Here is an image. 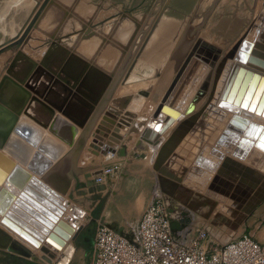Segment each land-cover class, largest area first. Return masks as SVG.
Wrapping results in <instances>:
<instances>
[{
    "label": "rangeland",
    "instance_id": "rangeland-1",
    "mask_svg": "<svg viewBox=\"0 0 264 264\" xmlns=\"http://www.w3.org/2000/svg\"><path fill=\"white\" fill-rule=\"evenodd\" d=\"M46 1L35 0L34 9L31 11L30 16L35 14ZM54 1L48 0L45 9L47 10L48 7L55 5ZM198 1H201V5L192 13L189 7H193ZM20 2L21 0H16V3ZM76 2L78 3V1ZM258 2V0H80L82 7L80 15L74 14L72 5L69 2L70 4L65 3L64 8L60 11L62 14L65 11V22L67 24L72 23V28L69 31L68 27L70 26H67L64 34L65 39L62 40L60 37L59 40L47 38L44 36V32H41L40 21L35 22L23 43V49L42 66L50 69L63 81L67 82L71 88L83 94L93 103L103 94L99 102L96 103L97 110L89 123V126L93 127L90 136H88L87 145L86 142L82 145V150L75 156L71 167L68 170L60 171L61 174L56 178L60 190L61 188L63 190L62 186L65 188V197L70 210L64 203L45 195L47 193L42 190L45 195L42 196L44 198L43 208L51 216L57 218V225L58 222L63 224L59 225L60 233H55L58 241H54L53 244H49L46 235L41 232L36 233L37 235L32 233L33 236H28L30 240V243H28L40 247L38 249L40 256L45 261L48 260L50 254L61 256L65 251L64 248L70 245L75 249V254L69 264H90L94 257L90 243H93L99 226L106 224L119 231H126L130 223L141 217L151 203L154 191L158 188L157 172L152 168L155 149L150 148L138 138L145 123L150 119L152 110L159 106L161 97L158 96V90L161 93L167 84L171 82L169 77L172 78V75L181 67L191 49L194 48L197 39L219 44L224 49L236 40L240 34L247 31L252 33L256 25L264 28L263 12L256 10ZM160 14L165 16H159ZM184 14L190 17L187 16L186 20L179 19L178 16ZM188 20L189 27L183 34V31H181L182 26ZM31 21L32 18L29 23ZM29 23L24 24L19 34ZM122 26L128 27L129 30L124 51L116 56V60L106 58L103 50L98 56V53L92 49L93 43L91 41L96 40L97 37L99 38L107 30H116ZM153 26H156V28ZM153 29L154 32L146 46L147 49H144L139 57L141 61L139 60L136 64L140 51L146 42L145 40L149 38ZM7 31L9 32V30ZM18 35L6 34V37H4L6 39L0 43V46ZM0 38H2L1 35ZM110 38L113 37L109 32L103 36V40ZM177 38L179 42L170 59L168 58L164 64L165 66L163 65L161 75L155 83L156 77L154 75L159 72L158 69L163 67V59L167 57ZM222 42L224 43L222 44ZM12 55L11 51L0 55V79L5 71L3 69ZM134 62L136 64L135 72L142 74V77L148 83L147 85L145 81H141L140 87L137 89L134 88L136 83L124 84L126 74L131 72L130 69ZM140 64L144 67L143 69H137ZM123 77L124 79H122ZM129 85H132L137 91L142 89L143 91L138 92L146 96H150L147 90L151 92L156 90L154 93L158 95L154 94L149 100L150 102L143 103L140 107H130L129 103L127 106L121 105L120 102L114 104L116 97V99H124V92L126 88H129ZM114 86L118 88L113 91ZM105 105L108 108L100 118L99 114H101ZM127 111L135 115L134 120L124 118V113ZM137 118L143 120L139 119L138 121ZM98 119L101 120L99 125L100 120ZM131 124L135 126L129 127ZM95 134L101 139L99 141L100 146L108 136H116L121 148H125L122 150H126L127 162L122 159L121 155L108 159L104 156V151L102 155L95 156L91 145L92 137ZM212 143L207 145L215 147V141ZM242 150L244 152L248 151L247 154H250L251 162H254L255 165L252 166L254 172L261 176L256 177L245 170L239 172V169L232 163H227L226 170L227 172L229 170L230 172L233 171L232 174L245 179L248 185H242L240 187L242 191L246 190V186L248 188L246 192L253 187L254 191H257V188L264 187V160L257 156V151L251 152L243 148ZM110 165L114 167V173L102 175L103 169ZM246 165L248 166V164ZM115 167L117 168L115 169ZM209 173L211 174V171ZM209 173L208 176L205 175L202 182L208 181L210 178ZM98 178H102V181ZM197 185L198 182L191 184L193 188ZM253 193L255 194V192ZM197 198L200 200L198 196ZM198 199H195L194 203L198 204V211L202 216L196 217V222L203 227L207 223H212L211 226L209 225L211 231L207 232L204 240L201 241L202 246L207 249H216L243 234L251 235L258 242L264 243V201L250 215L240 214L234 216L223 212L222 217L219 215L214 217L211 214L206 219V215L203 214H206L210 207L203 208L199 206L201 201ZM190 202H193V199ZM177 205L184 206L181 201H178ZM76 218L81 221L77 233L70 225L72 221L77 223ZM64 222L72 228L71 233L70 229L67 226L65 227ZM35 224L38 227V224ZM88 228L93 229L94 234L92 241L87 242L84 233ZM63 233L68 234L67 239L62 237L61 234ZM75 233L77 236H75L74 241H71V237ZM44 238L46 239L44 240ZM60 242L62 244H59ZM41 248L44 249V253L41 252Z\"/></svg>",
    "mask_w": 264,
    "mask_h": 264
},
{
    "label": "bare ground",
    "instance_id": "bare-ground-1",
    "mask_svg": "<svg viewBox=\"0 0 264 264\" xmlns=\"http://www.w3.org/2000/svg\"><path fill=\"white\" fill-rule=\"evenodd\" d=\"M258 1L259 2L256 4V8H257L256 10L257 11L260 10L261 12H263L262 14L264 15V0H258ZM159 16H165V15L160 14ZM32 22H33V20L30 22V24H28L22 30V32L18 36H16L15 38H13L11 40H8L7 42H5L4 44H2L0 46V51H3L2 53H0V55H2L5 52H8V51H11L13 53L11 59L8 61L7 65L3 69V70H5L4 72L7 73L9 71L8 68H9L10 64L12 63V61L16 58V56L18 54H20L21 56H20L19 60L15 63L14 69L11 70V75L19 81H24V82L28 81L29 84L32 86V89L35 92H37L39 96H42L41 94L44 91V89H46L48 87L47 84L49 82L48 76L46 73L49 74V73H53V72L50 69H46L36 59H34L29 53H27L25 50H23L24 44H22V42H23V40L27 39L29 33L31 32V29L35 25ZM31 24H33V25H31ZM188 25H189V20L186 21L185 24L182 26L181 31H183V34H184V31L187 29V27H189ZM30 26H32V27L30 28ZM126 26H122L120 28H117L118 30L117 29L116 30L111 29L109 31L107 30L106 33L102 32L104 35H106L109 32L110 35H112V37H113V38H110L112 40H110V39L103 40L104 35L101 34L99 36V38L97 37L96 40L94 39V41H91V43H93L92 49L98 53V56L100 55V53L103 50L106 54V58L111 59V60L115 59L118 54H121V52L124 51L125 45L127 43L126 39L128 38L127 33L129 30H128V27H126ZM154 28H156V26ZM167 28H168V26L166 27V29ZM26 30H30L29 33H27ZM169 30H171V29H169ZM153 32H154V29L151 31L149 38L145 40L146 42L144 43V45L140 51V54L136 60V64L140 60L139 59L140 55L144 52V49L148 45L149 39L151 38V35L153 34ZM212 33H214V32H212ZM181 35H182V33H181ZM23 38H25V39H23ZM262 39L264 40V28L260 25H256L254 27V29L252 30V33L251 32L249 33V31H247L245 33L240 34L236 38V40L231 42L229 44V46L227 48H224V49H222L223 47H221V45L215 44L214 42H213L214 44H212V43L207 42L206 40L197 39V41L194 45V48L191 49V51L189 52V54L185 58L184 62L181 64V67L178 69V71L174 75L170 74V75H172V78H170L168 76L169 79L171 80V82L169 84H167L164 91H162L160 93L158 90V94H159L158 95V94L154 93L156 90H154V92L147 90V93L150 94V96L148 95L149 99H148V96L138 92L140 90L143 91L142 89H139L138 91L136 90L137 88L140 87L141 81H143V82L145 81V83L147 85H148V83L146 82V79L142 77V74H140V73L137 74L135 72V66H136L135 62L131 66V69H130L131 72L130 73L127 72L125 79H124V77L122 78V79H124V84H126V85L136 83V85L134 87L136 89H134L132 85H129L128 86L129 88H126V91L124 92L125 93V96H123L124 99H122V98L116 99L117 98L116 97L115 101L113 102L114 104L120 102L121 105L127 106V104L129 103L130 107H136V106L140 107L143 105V103L150 102L149 100H151V98L154 94L161 97V99L159 100L160 103L158 104L159 106L155 107L154 110H152V113L150 114V117H149L150 119L146 123L144 122L145 125H144L143 130L141 131V133L139 135L138 140L144 142L150 148L155 149V154L153 156L154 157L153 162H155V159H156L160 149L163 147H164L163 152H166L167 154L170 152L174 153L172 158L166 159V163L168 165H163V166H165V168H167L171 171H175L176 175L178 176L179 181L181 183L177 184V183H175V181L170 180L167 177H163V176L159 175V173H157V188H158L160 194L163 195L160 191V185H159L160 183H162V186L166 188V193L168 195V196L166 195V197H167L168 203L172 205V207L176 210L177 213H181V212H188L189 213L190 212V214L194 218H196V217L198 218L199 216L200 217L202 216L200 214V212L198 211L199 210V207L197 206L198 204L194 203V201L190 202V201H192L191 194L196 195L199 198L201 197L200 200H206L207 199L208 201L206 202V205L202 206V207L204 208L206 206L207 207L209 206L210 208H208V212L206 214H203V215L214 214L213 215L214 217H216V215L223 216V214H222L223 212L224 213L227 212L229 215H234V216H237L240 214H247V212L249 210L257 207L256 205H257L258 201L261 199V195H264V193H263L264 187L261 186L260 189H258V192L254 195V197L248 202V204L246 206H244L245 210H243V209L240 210V209H235V208L231 209L230 207H227L224 204L221 205L220 203H217L216 201L210 199L206 194H204V192L206 191V187L209 184L210 179H208V181H206V182H202V180H203V178H205V175L208 176V173L210 171H211V174L209 173V177L211 176V178L213 179V177H214L213 173L217 170V168L214 164L207 162L206 159H204V157L202 156V153H200L199 155L196 156L197 152H199L202 149V147L205 145L206 139H209L210 137H211V140L213 137V139L216 138L217 140L224 139V142L227 141L229 143V142H232L231 141L232 139L233 140H238V139L240 140L241 138H243V136L245 134H246L245 138L242 139L243 143H241L242 146L244 147L243 149L250 150L251 152L257 151L262 156H264V147H262V145H264V117L261 115L254 116L251 118H247L246 116L241 117L238 115V113H240V111H241L240 107H235L232 104L228 105L225 103H222V105L219 106V104L221 103V100H222V98L226 92L225 89L228 86L229 80H230V78H231L236 67L244 68L246 71L258 73L261 77H264L263 72L255 69V68L253 69L252 68L253 66L251 67L246 60V58L249 56L248 54L246 55V53H248L249 49L252 47V43H254L256 41H260ZM178 40L179 39L177 38L175 44L172 45L169 54L167 55V57H165L163 59L162 66L165 64V62L168 60V58L170 59V57L172 56L171 54L175 50V47L177 46V43L179 42ZM194 40H196V39L194 38ZM245 40H247V41L241 49L242 42ZM19 41H21L22 45L15 46L16 43ZM261 42H263V41H261ZM223 43L224 42H222V44ZM128 58H129V56H128ZM192 58H194L195 60H198L200 62V63L199 62L198 63L202 64L204 66L203 70L201 72V75L202 74L206 75L208 72L206 79L203 82L202 87L198 91L199 92L198 95L195 97V99L192 103V107H193L192 111L187 115H183V114L179 115V114H175L173 111H170V109H168L169 106H167V108H165L164 111H161L163 106L166 105V99L165 98L167 97L169 90L173 85L174 80L176 79L179 72L184 68V66H186L188 64V60H191ZM164 66L161 69H158L157 71H159V72H156V74L154 75L156 77L155 81L153 80L155 83H156L158 77L161 75V72H162V69L164 68ZM143 68L144 67L142 66V64H140V66H138L137 69H143ZM53 74H55V73H53ZM57 78L62 80L58 76H57ZM30 79H32V80L30 81ZM168 85H169V87H168ZM116 88H118V87L114 86L113 91ZM70 89H72L73 92H76V93L82 95V98H79L80 100H78V97L77 98L76 97H70L71 99L69 101H67L65 96L59 94L60 92L57 91L58 88L56 87V85L51 84V86L46 89L47 92L45 90L46 93L43 95V100L45 102H47L48 104L49 103L52 104V106L55 107V109L54 108L53 109L55 110L56 113H58V111H60L61 113L65 112V115L67 118L66 120H69L71 123H73L75 125V123L78 122V119L83 117V114H80L78 111H76V109H77L76 106L77 105H79V106L85 105V107H87L86 105L88 102L86 103V101H85L86 99L90 103H92V104H94V103L92 101H90L88 98H86L83 94L79 93L77 90H74L71 87H70ZM130 89H132V90H130ZM263 89L261 87V91ZM261 91H260V93H261ZM251 93L253 95V92H251ZM260 93H258L257 98H260V96H261ZM252 95H249V96H252ZM64 103H66L65 107H64V105H65ZM61 107H64V108H61ZM107 108H108V106L105 105V107L101 111V114H99L100 118H101V115L105 112V110ZM96 110H97V107H96V105H94V112L91 115V117L89 118L88 123L80 129L75 147L72 148L68 152V154L66 156H64V158H62L57 164H55L48 171V173H46V175H44L43 177L36 176L39 179H43V180H46L48 182H52L53 184H55L57 186V188L59 189L58 191H60L61 193H65V191L62 190V188L60 190V188L57 184L56 178L59 176L60 171L64 170L65 168L69 169V167L73 164V162L75 160L74 157L77 154H79L82 150L79 145L87 142L88 136H90L91 128L93 127V126L90 127L89 123L91 121V118L95 114ZM263 110H264V107H263ZM124 114H125L124 118L126 120H132L135 117V115L133 113H128V111ZM172 114H175V116L178 118V120L175 121L174 123L172 122L171 125L168 127V129L165 132H161V130L163 129V127L166 125V123L168 121V118H167L168 115H172ZM234 115H236L238 117V119L241 120V122H239V121H233L232 122V119L235 117ZM99 117H97V118H99ZM139 119L143 120L142 118H139ZM139 119H138V121H139ZM98 120H100V119H98ZM99 122H98V124H99ZM100 124H101V122H100ZM127 126H128V124H127ZM134 126L135 125H132V124L129 125V127H131V128ZM147 131H148L147 138L150 140H147L144 138V134ZM224 131L228 135L227 140L225 139V136H222ZM109 137L110 136H108L107 139H105V141H102V146H100L101 144L99 145V141H101V140L96 139L95 142H98V143L93 144V142H92L94 140V135H93L92 140H91V143H92L91 145L93 147V150H94V147H97L99 149V151L94 150V152H93L94 155L100 156V155H102V152L104 151L103 153H104L105 157L111 156V158H113L114 156L121 155L122 159H124L126 161V158H127L126 156H128V155L126 153V150H122L125 148H123V147L121 148V145H119V143L117 141L118 139L116 136H113V141L108 140ZM230 137H231V139H230ZM203 138H205V140ZM107 140L111 141L112 143L115 144V147L113 149L116 152L112 153L109 151L108 148H110V146L107 145V143H106ZM165 143L167 145H165ZM252 144L254 147L253 149L251 148ZM138 145L139 144L137 143V146ZM0 151L3 152L4 154H6L11 159H13L10 155H8L2 149H0ZM246 152H248V151H246ZM152 153H153V151H152ZM198 156H202V158L197 160ZM0 157H1V154H0ZM246 157H250V154H246ZM15 162L17 165L13 168L14 178L10 176L8 179L10 183H12V181L15 182L14 181L15 176L17 177V175H22V174L24 176V174L26 172L29 173V171L26 168H22V166H20L17 163V161H15ZM153 165H154V163H153ZM152 168H153V166H152ZM16 171H18L19 173H15ZM26 175H27V173H26ZM31 178H32V176H31ZM24 179L25 178L22 177L21 182H23ZM211 181L212 180H210V182ZM193 182L194 183L198 182V185L194 188L191 186V184ZM178 185L187 189V191H189V193L182 190V189L176 188ZM215 185H216L215 187H217L218 190L215 189V190H212V192H215L216 194L220 195L221 199H223V198L228 199V197H226V194L224 192H221V190H220L221 184L219 182H215ZM14 186H16V185H14ZM31 187L35 188L38 191L39 196H37V198L41 203H43L44 198H42V196H45L47 194L44 195L43 191L36 188V186H34L32 184V182L27 187L26 191H29V189ZM26 191H23V192L25 193ZM202 191H204V192L202 193ZM164 196L165 195H163V197ZM234 199L236 202L240 203V200L238 198H234ZM178 201L179 202L181 201L185 207L177 205ZM62 206H63V204H62ZM199 206H201V205H199ZM202 207H200V208H202ZM41 212H43V214H45V218H43V217L38 218V220L42 224V226H40L38 224V228L42 234L46 235L48 242H50L49 244H53L54 241H58V239H56L55 233H60L59 225H63V224L61 222H58L59 224L57 225V218L56 217L51 216L50 214L47 215V213L44 212L43 210ZM76 221H77V223L72 221L71 222L72 224L70 223V225L74 230H76L75 232L77 233L79 226L81 224L80 223L81 221L78 218H76ZM5 223L9 226V227H5V229L10 233L11 236L14 234L17 237H20L24 241L22 243L18 240L20 243H22L25 247H28L30 250H32L33 254L36 255V257H38V259L41 262H43V264H48L41 256H39L38 254H36L34 252V250H38V249H40V247H36L37 246L36 244L30 245L29 244L30 240L28 239V235H26L21 229L15 227L13 224H10V222H8L6 219H5ZM66 226L68 227V229H70V233H71L72 228L67 223H65V227ZM76 233L74 236L71 237V241H74L75 236H77ZM61 235L65 239L68 238V234L63 233ZM45 239L46 238H44V240ZM44 240H43V242H44ZM59 244H62V243L60 242ZM41 249H42L41 252L44 253L45 252L44 249L43 248H41ZM45 249H47V248H45ZM64 249H65V251L61 256H57V255L54 256V255L50 254V257L48 258L49 262H51V260H52V262L50 264H54L55 262H57L56 264H69L71 258L75 254V249L72 248L70 245Z\"/></svg>",
    "mask_w": 264,
    "mask_h": 264
},
{
    "label": "water",
    "instance_id": "water-1",
    "mask_svg": "<svg viewBox=\"0 0 264 264\" xmlns=\"http://www.w3.org/2000/svg\"><path fill=\"white\" fill-rule=\"evenodd\" d=\"M47 2H45L42 9L46 7ZM35 21L36 20L34 19L32 23L35 24ZM31 27L32 26H30V28ZM26 31L29 33L30 30ZM246 41L247 40L242 42L241 49L245 45ZM261 41L264 42L262 39L252 43V47L249 49L248 53H246V55H249L246 60L251 67L253 66V69L255 68L264 73V43ZM24 42L25 40H23L22 44ZM22 44L21 41H19L15 46H20ZM2 52L3 51H0V53ZM20 56V54L16 56L8 68L9 71L5 73L0 80V149L17 161L22 168H26L35 175L43 177L55 164L64 158V156H66L72 148L75 147L80 129L88 123L89 118L94 112V105H97L96 103L99 102V99H101L103 94L96 99L94 104L90 103L86 99V103L88 102L86 105L87 107H85V105L76 106V111L83 114V117L78 119V122L74 125L69 120H66L67 118L65 112L61 113L57 110L58 113H56L54 110L55 107L43 100V95L47 92L46 89L50 87L51 84L56 85L58 88L57 91L60 92L59 94L65 96L67 101L71 99L70 97H78V100H80L79 98H82V95L73 92L67 82L60 80L55 74L46 73L49 80L47 84L48 87L44 89L41 94L42 96H39L38 93L32 89V86L28 81H19L11 75V70L14 69L15 63L19 60ZM198 62L199 61L194 58L188 60V64H185L186 66H184L174 80L173 85L165 98L166 105L163 106L161 111H164L167 106H169L168 109H170V111L179 115H187L192 111V103L198 95V91L202 87L208 74L207 72L206 75H201L204 66ZM31 80L32 79H30V81ZM261 87L262 89L264 88V77H261L258 73L246 71L244 68L236 67L229 80V84L225 89L226 92L219 106H221L222 103H225L228 105L232 104L235 107H240L241 111L238 115L241 117L246 116L247 118H251L258 115L264 117V89L261 91ZM260 91L263 93L261 94ZM251 92H253V95ZM258 93L261 95L260 98H257ZM64 104L65 107L66 103ZM175 114L168 115V121L161 132H165L172 122L174 123L178 120ZM234 116L235 117L232 119V122H241L236 115ZM147 135L148 131L144 134V138L150 140L147 138ZM222 136H225V139L227 140L228 135L225 131ZM245 136L246 134L240 140L232 139V142L229 143L227 141V143L224 142V139L217 140L214 138V140H211L210 137L209 139H206L205 145L196 154L197 156L202 153L204 159H206L207 162L214 164L217 168V170L213 173V179L211 176L209 178L212 181L210 182L209 180L206 191H202V193L204 192V194L212 200L220 203L221 205L224 204L231 209L235 208L245 210L244 206L248 204V202L258 192V189H260L257 188V191H254V187L252 186L253 188H249L250 190L246 192L248 188L245 185L246 190L242 191L240 187L247 184L245 179L232 174L233 171L230 172L229 170V172H227L226 170L228 167L227 163H232L239 169V172L240 170H245L250 174H254L256 177L261 176L260 174H256L254 172L255 170L252 166L255 165L254 162H251L252 158L246 157L247 152L242 150L244 147L241 143H243L242 139H244ZM109 138L108 140L113 141V136H110ZM96 139L101 140L97 137V135H94L93 144L98 143L95 142ZM203 139L205 140V138ZM108 140L106 143L110 146V148H108L109 151L112 153L116 152L113 149L115 144ZM213 141H215V147L207 145L209 143L211 144ZM165 145L167 144L165 143ZM252 147L253 144L251 148ZM163 148L160 149L155 159L153 170L159 173V175L167 177L168 179L175 181V183L180 184L181 182L179 181L176 172L163 166L168 165L166 163V159L172 158L174 153L170 152L167 154L166 152H163ZM94 150L99 151L97 147H94ZM256 154L264 160V156L258 152ZM202 156H198L197 160L201 159ZM245 163L248 164V166ZM15 173L19 172L16 171ZM26 173L24 176L21 173L25 178L23 182L15 183L12 181V184L16 185V188L21 191H26L27 187L33 181L30 173ZM215 182H219L221 184L220 190L226 194V197H228L229 200L226 198L221 199L220 195L212 192V190H218V188L215 187ZM159 185L161 193L165 195L163 198L166 205L168 219L170 221L171 231L174 237H177L178 233H181L195 223L196 218L192 217L190 212L177 213L172 205L168 203L166 188L162 186V183ZM176 188L189 193L187 189L180 185ZM253 192H255V194ZM234 198H238L240 203L236 202ZM263 201L264 195H261V199L256 205L257 207L255 206L256 208L249 210L245 215H250ZM5 204H8V202ZM13 206L6 210L3 208V205L0 209V214L3 216L0 219V225L4 227H0V251L3 250L9 252L10 254L19 257L21 260L29 262L30 264H43V262H41L38 257L33 254L32 250L25 247L17 239H14L5 229V227H9L5 223V218L9 216ZM210 215L211 214L206 215V219ZM219 216L222 217L221 215ZM216 217L218 216L216 215ZM211 224L212 223H207L204 226L206 232L211 231V228H209V225L211 226ZM46 261L48 264L51 263H49L47 259Z\"/></svg>",
    "mask_w": 264,
    "mask_h": 264
},
{
    "label": "built area",
    "instance_id": "built-area-1",
    "mask_svg": "<svg viewBox=\"0 0 264 264\" xmlns=\"http://www.w3.org/2000/svg\"><path fill=\"white\" fill-rule=\"evenodd\" d=\"M113 168L102 175L113 174ZM152 198L126 231L106 224L97 228L90 264H264V243L248 234L207 249L201 244L207 232L195 222L174 237L163 195L156 189Z\"/></svg>",
    "mask_w": 264,
    "mask_h": 264
},
{
    "label": "crops",
    "instance_id": "crops-1",
    "mask_svg": "<svg viewBox=\"0 0 264 264\" xmlns=\"http://www.w3.org/2000/svg\"><path fill=\"white\" fill-rule=\"evenodd\" d=\"M76 1H78V3ZM54 2H55V5L48 7L47 10L45 9L46 7L42 9L45 4L44 2L39 7V10L35 14L30 16L31 11L34 9L33 7L35 5V0H21L20 3H16V0H0V35L2 36V38H0V43L3 42V40L5 41L6 38L4 39V37H6V34L13 33V35L14 34L18 35L20 30L24 26V24L29 23L31 18L32 20L35 19L36 20L35 22H37L38 20L40 21L41 32L42 33L44 32V36H46L47 38H51L52 40H59V37L61 38V40L63 38L65 39L64 34L66 32L67 26H70L68 27L69 28L68 30L70 31V29L72 28L71 26L72 23L67 24L65 22V18H64L65 11L62 14L61 9L64 8L63 5L65 3L70 2L72 5V10L74 14L80 15L81 13L80 10H82L81 3H80V0H68V1L55 0ZM200 5H201V1H198L193 7H189V8L191 12L193 13L195 10L199 8ZM187 16L189 15L184 14L183 16H178V17L179 19L186 20ZM73 24H75V22H73ZM7 30H9V32ZM5 73L6 72H4L1 75V79L5 75ZM86 145H87V142H86ZM0 154H1V157H0V209L3 207V205H4L3 208L6 210L10 209V207L14 205L11 213L5 219L8 222H10V224H13L15 227L21 229L28 236L29 235L33 236L34 233L39 234L40 230L36 226L35 223L42 226L38 218L39 217L45 218V214H43V212L41 211L43 210L48 215H49V212L43 208V204L38 200L37 196L39 195H38V191L35 188L31 187L29 191H26L24 193L23 192L24 190L21 191L20 189L16 188V186H14L12 183L9 182L8 179L10 176L14 178L13 168L17 164L13 159L8 157L3 152L0 151ZM107 158L112 159L111 156ZM64 170H68V168H65ZM29 173L33 178L32 184L36 186V188L40 189L41 191L43 190L45 193H47L49 197L53 199H57L58 201L64 203L67 206V208L70 210V206H68L69 204L65 197L66 192L61 193L60 191H58L59 189L57 188V186L53 184L52 182L39 179L36 177L37 175H35L34 173L30 171ZM59 174H61V172ZM22 177H23L22 175H17V177L15 176L14 181L20 183L22 181ZM62 187H63V190L65 191L64 186ZM191 197L193 201H195V199H198L196 195L191 194ZM199 201H202L199 203L201 206H205L208 200L206 199V200H199ZM6 202H8V204H5ZM2 217L3 216L0 214V219ZM0 227L4 228L2 225H0ZM12 237L14 239L19 240L22 243L24 242L20 237H17L14 234L12 235ZM34 252L40 256L39 250H34ZM17 260H21V259L15 255L10 254L9 252L3 251V250L0 251V264H16Z\"/></svg>",
    "mask_w": 264,
    "mask_h": 264
},
{
    "label": "flooded vegetation",
    "instance_id": "flooded-vegetation-1",
    "mask_svg": "<svg viewBox=\"0 0 264 264\" xmlns=\"http://www.w3.org/2000/svg\"><path fill=\"white\" fill-rule=\"evenodd\" d=\"M83 144H80L79 146H80V148L82 149V146ZM74 159H75V157H74ZM264 189V188H263ZM263 193H264V190H263ZM86 236H85V239H86V241L88 242V241H90L91 240V237L93 236V234H94V230L93 229H91V228H88V229H86V231H85V233H84ZM16 264H30L29 262H25V261H23V260H17V263Z\"/></svg>",
    "mask_w": 264,
    "mask_h": 264
},
{
    "label": "trees",
    "instance_id": "trees-1",
    "mask_svg": "<svg viewBox=\"0 0 264 264\" xmlns=\"http://www.w3.org/2000/svg\"><path fill=\"white\" fill-rule=\"evenodd\" d=\"M92 239H93V237H91V240L90 241H92ZM90 246H92V242L90 243Z\"/></svg>",
    "mask_w": 264,
    "mask_h": 264
},
{
    "label": "snow or ice",
    "instance_id": "snow-or-ice-1",
    "mask_svg": "<svg viewBox=\"0 0 264 264\" xmlns=\"http://www.w3.org/2000/svg\"><path fill=\"white\" fill-rule=\"evenodd\" d=\"M262 147H264V145H262Z\"/></svg>",
    "mask_w": 264,
    "mask_h": 264
}]
</instances>
